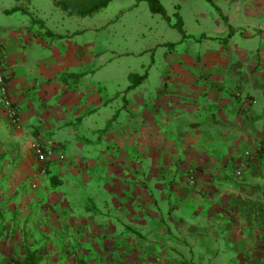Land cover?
<instances>
[{
  "label": "crops",
  "instance_id": "1",
  "mask_svg": "<svg viewBox=\"0 0 264 264\" xmlns=\"http://www.w3.org/2000/svg\"><path fill=\"white\" fill-rule=\"evenodd\" d=\"M206 1L198 47L128 90L83 17L0 0V264H264V0Z\"/></svg>",
  "mask_w": 264,
  "mask_h": 264
},
{
  "label": "rangeland",
  "instance_id": "2",
  "mask_svg": "<svg viewBox=\"0 0 264 264\" xmlns=\"http://www.w3.org/2000/svg\"><path fill=\"white\" fill-rule=\"evenodd\" d=\"M34 1L36 5L41 4L45 11L35 14L31 6V13L43 19L47 28L54 31L56 26L64 25L63 22L69 24V19L63 14L59 3H66L73 9L85 10L92 0ZM8 2L9 0H1L4 5ZM160 3L166 11V18L151 14L147 2L137 0H114L91 17L83 18L84 26L98 29L96 35H93V43L102 63L99 73L102 82L105 81L107 85L121 83L128 72L142 76L148 68H151V76L155 78V75L167 67L164 56L184 53L189 50L190 43L196 49L204 39L201 32L205 28L197 25L193 17L204 12L203 6L210 9L206 0H160ZM178 20L183 23L181 29L184 36L179 34ZM9 21L10 19L0 13L1 24ZM152 47L155 49L149 50Z\"/></svg>",
  "mask_w": 264,
  "mask_h": 264
},
{
  "label": "trees",
  "instance_id": "3",
  "mask_svg": "<svg viewBox=\"0 0 264 264\" xmlns=\"http://www.w3.org/2000/svg\"><path fill=\"white\" fill-rule=\"evenodd\" d=\"M114 0H92L89 3V6L87 9L85 10H80V9H73L72 7H70L69 5H67L66 3H59V7L61 8V10L64 12L65 15L68 16H79V17H88L91 16L99 11H101L102 9L106 8L111 2H113ZM139 2H147L148 7H149V11L151 12V14L153 15H160L163 18H166V11L164 9V7L161 5L159 0H137ZM178 24V31L179 33L184 36L183 31L181 29V21L178 20L177 22ZM231 31V29H230ZM47 33L49 35H51V33L49 31H47ZM146 75H136V74H131L128 77V80L130 82V86L128 88V90L133 89L135 86H137L138 84H140L141 82H143V80L145 79ZM34 254L31 253H26V261H30L27 262L26 264H35L34 262H32V258H33Z\"/></svg>",
  "mask_w": 264,
  "mask_h": 264
},
{
  "label": "built area",
  "instance_id": "4",
  "mask_svg": "<svg viewBox=\"0 0 264 264\" xmlns=\"http://www.w3.org/2000/svg\"><path fill=\"white\" fill-rule=\"evenodd\" d=\"M0 105L5 110L6 116L10 120V122L17 126L19 125V119L16 113V110L13 107V104L9 98V90L8 84L5 80L4 75L0 71ZM36 159L40 165H42L41 171L46 172L45 166L51 163L56 158L59 161L65 160V156L61 153V151H56L55 149H43L40 146L33 147ZM190 184H194V177L190 175L189 178Z\"/></svg>",
  "mask_w": 264,
  "mask_h": 264
}]
</instances>
